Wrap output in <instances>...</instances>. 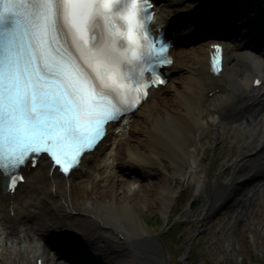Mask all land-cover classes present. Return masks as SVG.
<instances>
[{
	"label": "bare ground",
	"instance_id": "bare-ground-1",
	"mask_svg": "<svg viewBox=\"0 0 264 264\" xmlns=\"http://www.w3.org/2000/svg\"><path fill=\"white\" fill-rule=\"evenodd\" d=\"M199 1L206 4L209 0ZM239 1L220 0L218 5L226 10H237L241 5ZM263 9L260 8L259 12ZM167 10L168 6L163 5L158 14L162 16ZM181 19L182 16H178V20ZM193 21L196 23L198 20ZM184 22L186 25L187 22ZM217 27L214 26L215 31ZM226 29L230 33V29ZM209 31V28L201 26L199 34H193L191 38H177L176 46L170 51L174 53L171 71L179 74L170 82V94L163 95L158 90L150 95L144 126L136 130L142 138L135 145L128 142L134 127L131 125L129 131L119 135L116 131L123 128L119 125L110 130L107 139L97 152L90 154L88 160L82 163L79 171L66 178L56 172L49 174V164L40 159L34 169L24 173V183L18 185L13 194H0V260L4 259L5 251L9 252L4 264H36L37 259H42L43 264L57 260L95 264L99 257L105 255L98 253L95 243L103 239L100 235L114 238L112 233L116 234V238L122 236V242L111 252L116 254V258L109 264H136L135 259H138V264H164V259L142 247L149 237L141 227L139 203L134 199L138 197L136 194L144 202L159 199L165 213L169 210L176 191L167 187L163 176L153 186L141 187L140 183L149 176V169L156 165L160 157H166L173 174L180 177L179 187L189 183V172H194L196 164L197 141L208 129L205 121L208 114L213 124H219L224 131L228 127H246L245 131L253 133L255 142L259 141L258 147L245 162L253 165L250 174L239 178L240 181L246 178L244 180L253 183L246 196L254 195L264 183V133L261 127L262 123L264 125V47L261 43L255 50L245 43L236 45L228 41V37H232L226 31ZM201 39H209L208 44L229 42L221 44L223 70L218 77L206 73L204 61L209 50L195 46ZM249 43L253 45L254 41ZM234 63H240L241 75L232 67ZM255 79L260 82L257 87L253 86ZM142 108L143 105L138 112ZM237 172L238 169L235 170ZM87 181L89 187L85 190L82 187ZM105 186L112 193L110 197L99 192ZM142 191L144 193H140ZM212 196L216 197L214 206L223 202L220 191ZM46 205L51 209L48 215L45 213ZM28 223L32 224V231L28 227L24 229ZM41 230L51 234L55 232L58 240L54 243L52 237H48L46 242L38 239L36 231ZM12 235L15 236L11 241ZM51 253H55V260L48 259Z\"/></svg>",
	"mask_w": 264,
	"mask_h": 264
},
{
	"label": "snow or ice",
	"instance_id": "snow-or-ice-1",
	"mask_svg": "<svg viewBox=\"0 0 264 264\" xmlns=\"http://www.w3.org/2000/svg\"><path fill=\"white\" fill-rule=\"evenodd\" d=\"M150 3L0 0V174L9 187L41 155L70 174L105 126L139 102L145 72L153 83H167L159 67L170 60L153 58L148 42ZM168 47L160 43L158 52ZM129 84L136 86L134 100Z\"/></svg>",
	"mask_w": 264,
	"mask_h": 264
},
{
	"label": "rangeland",
	"instance_id": "rangeland-1",
	"mask_svg": "<svg viewBox=\"0 0 264 264\" xmlns=\"http://www.w3.org/2000/svg\"><path fill=\"white\" fill-rule=\"evenodd\" d=\"M198 1L160 0L159 5H167L169 11L167 13L176 16V14L192 12V9L197 8ZM253 6L264 7V0H242L238 11L240 10L244 17H239V20L245 23V17L249 15ZM238 11H235L236 14ZM232 20L233 18L228 15L225 22L229 23ZM238 25L241 23L233 22L234 30L240 28ZM178 32L182 31L179 29ZM249 32L244 38L234 36L233 44L242 43L241 39L249 42L256 37L253 30ZM195 45L199 48L206 44L198 46L199 43H195ZM239 64L234 63L233 68L241 75L242 68ZM172 73V79L179 74L175 73V70ZM170 87L171 85H168L161 89V93L170 94ZM149 101L134 117L132 124L134 131H131L128 138L131 145H135L142 138L136 130L144 126V120L149 111ZM209 106H212L211 103ZM205 121L208 129L197 141L195 175L191 177L188 184L178 186L180 177L173 174V168L166 157L157 159L156 165L149 169V176L141 181V187L153 186L159 183L163 176L167 187L176 191L174 209H169L166 213L159 199H149L144 202V199L136 194L138 197L134 200L139 203L140 224L149 237L147 241L144 240L142 247L150 249L164 259V264H264V186L254 195L251 208L244 210L242 214L243 207L248 202L246 194L249 186L244 187L236 183L240 177L249 174L252 170L253 165L245 162L254 153L259 141L255 142L253 133L239 128L228 127L227 131H224L219 124H213L210 114L205 116ZM261 127L264 133L263 123ZM236 169L239 172L235 173ZM164 172L167 175H164ZM231 181L236 184L233 185L234 182ZM88 187L89 181L82 188L87 190ZM217 191L222 192L225 204L213 209V212L210 211L209 216L205 218V209L211 201L215 200L212 194ZM99 192L107 197L112 194L108 186L100 189ZM192 202H196L197 205L191 207ZM44 208L48 215L51 209L47 205ZM160 217L161 221L158 222ZM27 227L29 231H32L31 223H28ZM36 233L40 239H45L41 238L42 234L47 235L42 230ZM112 235L114 238L100 235L103 239L95 241V246L99 249L98 253L105 254L101 258L98 256L99 259L95 264H109L116 258V254L111 252L115 251L119 242H122V236L116 238L115 233ZM123 236L126 237V234L123 233ZM8 256L9 252H6L4 261ZM53 258H56L54 253L48 255V259L55 260ZM135 262L138 264V259H135ZM65 263L57 260L47 264Z\"/></svg>",
	"mask_w": 264,
	"mask_h": 264
},
{
	"label": "trees",
	"instance_id": "trees-1",
	"mask_svg": "<svg viewBox=\"0 0 264 264\" xmlns=\"http://www.w3.org/2000/svg\"><path fill=\"white\" fill-rule=\"evenodd\" d=\"M160 221H161V219L159 218V219H158V222H160Z\"/></svg>",
	"mask_w": 264,
	"mask_h": 264
}]
</instances>
